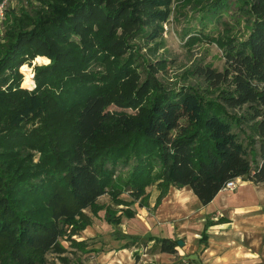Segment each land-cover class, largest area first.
I'll return each mask as SVG.
<instances>
[{
  "label": "trees",
  "instance_id": "16d2710c",
  "mask_svg": "<svg viewBox=\"0 0 264 264\" xmlns=\"http://www.w3.org/2000/svg\"><path fill=\"white\" fill-rule=\"evenodd\" d=\"M169 2L38 0L37 6L14 12L5 6L0 264H40L44 253L59 247L64 222L114 186L137 200L155 184L188 187L205 206L228 182L264 184V0L206 1L197 9L200 28L188 27L206 33L211 25L209 34L222 28L216 34L221 33L224 71L196 69L208 83L230 85L217 100H205L190 87L169 90L153 81L152 96L135 111L144 91H133L128 103L126 95L112 92L115 83L131 77L132 68L141 64V46L152 50L160 42ZM126 50L131 51L123 56ZM37 54L51 63L35 69L36 90H21L19 69ZM108 54L116 57L115 70L101 75L108 79L100 84L84 70ZM113 104L135 112L110 111ZM48 106L53 115L44 132L52 138L50 126L55 128L53 136L61 137L62 146L53 145L32 164L27 149L40 130L31 127ZM48 156L55 161L48 163ZM156 239L161 254L177 253V240Z\"/></svg>",
  "mask_w": 264,
  "mask_h": 264
},
{
  "label": "rangeland",
  "instance_id": "374dc122",
  "mask_svg": "<svg viewBox=\"0 0 264 264\" xmlns=\"http://www.w3.org/2000/svg\"><path fill=\"white\" fill-rule=\"evenodd\" d=\"M206 1L209 0H170L169 21L163 24L160 42L152 50L141 46L140 55L144 56L146 66L141 56L138 57L141 64L132 68L131 85L128 82L131 77L125 76L121 83L111 87L115 97L126 95L128 103L133 91H144L142 104L134 109L138 111L152 96L153 81L169 90L190 87L205 100H217L221 89L230 88L228 83H208L196 71L198 67H209L216 72L225 68L218 39L221 33L216 34L222 28L213 29L210 34L209 29L214 28L211 25L206 33L196 30L200 26L195 20L202 15L197 9ZM29 5L37 6L38 0H10L6 7L14 12L19 7L29 9ZM190 18H194L191 24ZM2 21L0 44L5 27ZM192 26L196 29H188ZM130 51L126 50L123 56ZM37 58H45L47 62H37ZM115 60V56L108 54L99 64L93 62L84 73L101 84L108 79L101 75L115 70ZM50 63L46 55L28 57L22 66L30 69L33 87H23L26 72L21 71V66L18 88L27 92L36 90L35 69ZM140 83L146 84L143 90ZM133 99L138 100L139 96ZM109 110L135 112L114 104ZM52 112L48 106L44 117L31 127L40 130L33 146L27 149L32 164L49 154L53 145L62 146L61 137L53 136L55 128L50 126L52 138L44 132ZM0 119H4L1 114ZM46 159L48 163L55 161L54 156ZM62 228L59 247L44 253L40 264H264V184L239 180L233 191L222 190L205 206L188 187L165 189L155 184L146 189L145 197L137 200L122 187L114 186L72 221H65ZM161 236L181 241L183 246H177L174 255L161 254L156 239ZM1 250L0 246V256Z\"/></svg>",
  "mask_w": 264,
  "mask_h": 264
},
{
  "label": "bare ground",
  "instance_id": "6f19581e",
  "mask_svg": "<svg viewBox=\"0 0 264 264\" xmlns=\"http://www.w3.org/2000/svg\"><path fill=\"white\" fill-rule=\"evenodd\" d=\"M36 61L37 62H41L43 64L47 62V60L45 58H37ZM21 71L26 72V76H25L24 81H23V87H28V88L33 87L32 86L33 85V82H32V80L29 77L30 69L28 67H26V66H22L21 67ZM244 258H245V256H244Z\"/></svg>",
  "mask_w": 264,
  "mask_h": 264
},
{
  "label": "built area",
  "instance_id": "2783aa9c",
  "mask_svg": "<svg viewBox=\"0 0 264 264\" xmlns=\"http://www.w3.org/2000/svg\"><path fill=\"white\" fill-rule=\"evenodd\" d=\"M10 1V0H4L3 3L0 4V20H2L3 18V12H4V8L7 4V2ZM239 180L237 181H231V182H228L224 189L223 190H230V191H233L235 188H236V183L238 182Z\"/></svg>",
  "mask_w": 264,
  "mask_h": 264
},
{
  "label": "water",
  "instance_id": "95a60500",
  "mask_svg": "<svg viewBox=\"0 0 264 264\" xmlns=\"http://www.w3.org/2000/svg\"><path fill=\"white\" fill-rule=\"evenodd\" d=\"M178 246H183V243L181 241H178Z\"/></svg>",
  "mask_w": 264,
  "mask_h": 264
},
{
  "label": "crops",
  "instance_id": "0c3cea01",
  "mask_svg": "<svg viewBox=\"0 0 264 264\" xmlns=\"http://www.w3.org/2000/svg\"><path fill=\"white\" fill-rule=\"evenodd\" d=\"M167 255V254H166Z\"/></svg>",
  "mask_w": 264,
  "mask_h": 264
}]
</instances>
